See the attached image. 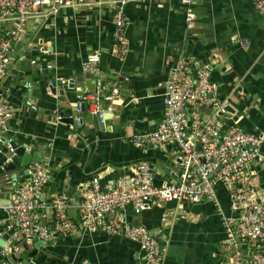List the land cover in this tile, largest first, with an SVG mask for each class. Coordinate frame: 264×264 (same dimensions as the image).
I'll return each mask as SVG.
<instances>
[{
    "label": "crops",
    "instance_id": "obj_1",
    "mask_svg": "<svg viewBox=\"0 0 264 264\" xmlns=\"http://www.w3.org/2000/svg\"><path fill=\"white\" fill-rule=\"evenodd\" d=\"M190 8L196 13L191 22ZM37 10L24 24L0 14L1 29L17 30L1 81L2 102L12 111L0 135L1 164L13 155V141L27 153L43 152L50 179L42 196L50 200L66 192L75 222L83 193L95 177L102 183L130 179L147 162L155 185L179 180L183 168L175 145L139 147L133 137L156 130L164 121L166 83L175 64L197 61L211 68L218 100L229 103L232 111L224 112V121L238 122L263 139L262 160L252 169L264 200V13L255 0H200L190 6L183 0L131 1L125 9L126 56L116 55V7L111 1L54 14L45 7ZM94 81L96 89L88 90ZM85 93L89 96L83 101ZM80 101L85 110L79 109ZM199 111L205 117L213 112L209 107ZM15 180L14 190L29 181V172ZM6 186L0 176V205L9 201ZM215 194L214 200L199 203L154 201L141 212L129 206L125 213L159 240L162 264H233L224 216L237 212L224 184H216ZM48 204L41 222L54 228L55 213ZM9 219L0 213L5 232L11 229ZM12 240L0 264H144L139 242L104 231L55 232L39 248L38 239L22 242L17 260L10 247L22 238L13 235ZM35 248L34 257L20 260ZM240 251L246 263L250 248L242 244Z\"/></svg>",
    "mask_w": 264,
    "mask_h": 264
},
{
    "label": "built area",
    "instance_id": "obj_2",
    "mask_svg": "<svg viewBox=\"0 0 264 264\" xmlns=\"http://www.w3.org/2000/svg\"><path fill=\"white\" fill-rule=\"evenodd\" d=\"M111 1L116 7L114 15L116 55L129 52L126 28L129 24L126 5L135 0H0V14L8 20L24 24L38 13L40 7L47 14L61 8L92 5ZM200 0H183L192 5ZM256 7L264 13V0H255ZM195 11L190 8L187 20L194 21ZM16 28H0V135L12 115L2 102L1 81L11 61ZM97 59V56L92 58ZM217 85L211 79V68L197 61H178L166 83V116L159 127L142 136L133 137L139 147L172 144L180 156L183 172L179 180L157 186L153 167L142 162L134 177H120L114 182L102 183L93 178L83 193L78 207L79 220L69 215V197L61 192L51 198L55 213V227L41 222L43 210L49 205L43 199V189L50 179V165L35 161L29 167V181L14 190L6 206L14 237L27 244L34 239L48 244L55 232L74 234L79 231H104L139 242L144 264H162L164 249L159 240L142 225L131 223L125 213L129 206L141 212L154 201L177 200L193 203L214 200L215 187L222 183L228 189L231 207L236 216H224L229 237L228 244L234 251L233 264H264V200L257 186L252 166L262 160L260 147L263 139L246 131L238 122L228 125L223 114L228 101L216 96ZM114 90V94H117ZM85 93L82 100L86 101ZM112 98V96H110ZM84 103H78L82 109ZM200 107H209L212 114L206 117ZM81 124V119H75ZM191 122V124H190ZM226 126V127H225ZM246 244L250 254L244 262L240 245Z\"/></svg>",
    "mask_w": 264,
    "mask_h": 264
},
{
    "label": "water",
    "instance_id": "obj_3",
    "mask_svg": "<svg viewBox=\"0 0 264 264\" xmlns=\"http://www.w3.org/2000/svg\"><path fill=\"white\" fill-rule=\"evenodd\" d=\"M86 77H89V75H87ZM120 81H122V78H119ZM100 88L102 90H105V86L104 83L102 82L101 84L99 83ZM96 89V81H94V85H90L88 84V90H95ZM82 109L85 110V103L82 106ZM228 111H232L230 108L228 109ZM101 113L102 111H99L97 113L98 116L101 117ZM70 123H74V119L72 118L70 120ZM191 124V122H190ZM226 127V126H225ZM11 145V151L13 152V155L8 157L7 159L5 158V160L3 161L4 163L1 164L0 163V176L3 180H5L6 182V187L4 188V190L6 192H8L10 195L8 197V202L5 204H1L0 205V213H6L7 217H10L8 214V211L6 208V206L9 204L10 199L12 197V193L14 190V185L17 183V180H15L16 178H18L20 175H23L25 172H29V167L30 165L35 162V161H44V153H38V152H28L27 153V149L24 145H19V143H17L16 141H13L10 143ZM1 158V155H0ZM43 199H45V195L42 197ZM49 203H51V199L47 200ZM5 225L1 224L0 225V259H4L5 257V252H6V248H7V244H11V242H13L12 240V236L15 232L14 228L9 229L8 232H5ZM58 233H56L57 235ZM59 235V234H58ZM24 242V240L22 239L21 241H17L12 243L11 247H10V256L14 259L17 260V248L18 246H20V244ZM41 245H43L42 240L38 239L35 247L39 248ZM36 248L34 249V251L32 252H27L25 254H23V256L20 258V260H23L24 258H32L35 256V251Z\"/></svg>",
    "mask_w": 264,
    "mask_h": 264
}]
</instances>
